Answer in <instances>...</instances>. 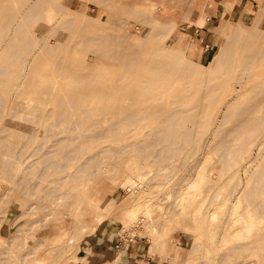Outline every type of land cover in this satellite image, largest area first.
Wrapping results in <instances>:
<instances>
[{"label":"rangeland","instance_id":"rangeland-1","mask_svg":"<svg viewBox=\"0 0 264 264\" xmlns=\"http://www.w3.org/2000/svg\"><path fill=\"white\" fill-rule=\"evenodd\" d=\"M24 1L0 0V264H22L20 260L24 257L25 264H116L117 257L93 261L87 252V239L106 223L123 246L137 238L145 241L144 249L149 252L146 253L150 256L157 253V264L163 261L170 264L165 245L171 236L177 241L172 264H186L190 259L198 264L208 254L209 258L215 257L214 250L213 254L205 251L210 243L207 232V238L205 234L201 237L205 241L200 238L197 250L190 252L195 235L177 229L171 233L169 224L171 215L179 212L185 201L183 196L176 195L178 185L189 181L185 176L191 180L195 173L205 175L197 187L190 188L192 197L206 182H215L223 165L217 160L220 147H215L221 137L207 140L221 102L195 108L191 94L198 91L196 81L200 78L216 82L222 77L225 84H230L234 80L230 77L242 70L249 47L258 46L259 37L264 34V24L252 29L241 27L243 15L253 16L260 5L264 7V0H236L232 8L221 0H211L209 5L221 12L210 19L213 30L202 29V40L194 45L193 55L189 46L194 30L187 25L188 6L193 0H155L158 4L166 2L156 13L160 17L157 20L132 10L142 0H46L48 6H64L44 14L54 16L51 28L33 27L31 44L41 50L33 57L27 53L29 59L23 62L20 57L25 51H16L20 48L19 39L27 33L15 29V41L7 44L3 41L11 33L17 16H11L9 9ZM41 15L42 12L33 10L25 18L45 19ZM170 19H173L171 26L165 24L164 30L163 23ZM222 25L224 29L213 55L202 63L210 32L219 31ZM184 27L189 33L187 38L184 36L187 47H183L182 39L176 38L177 30ZM234 45L240 46L235 53ZM253 76L249 79L253 80ZM149 78L155 83H142ZM19 83L24 85L20 89L14 86ZM184 89L186 97L170 104ZM237 112L235 108L228 112L225 127L235 126L232 119ZM242 125L245 124L238 125V129L234 127L232 132L256 137L259 131L256 126ZM56 131L59 133L50 136ZM66 133L79 136L54 142L56 136ZM168 133L173 143L170 145L173 151L169 153L163 148L170 141L163 137ZM156 141L160 143H153ZM263 145L264 142L258 144L250 156H257ZM76 147L85 151L67 161L64 152ZM101 149L105 151L99 152ZM157 149H161L160 156L154 155ZM17 156L28 157L20 163ZM46 156L51 161L67 162L70 170L88 156L94 157L90 170L98 169L97 173L76 180L78 183L89 177L80 190L81 201L75 214L58 219L66 206L56 204L46 193L50 169L39 161ZM237 157L231 156L230 160L236 162L240 159ZM105 163L112 168L102 171ZM25 164H32V174L20 178ZM126 172L137 182L127 179ZM10 177L12 182L8 181ZM25 179L28 184L38 186L34 190L29 186L21 190ZM218 191L214 186L208 190L209 194ZM112 197L116 199L114 204H110ZM198 197L197 204L208 202L202 193ZM139 200H159L160 211L165 215L159 212L156 216L154 209L152 219L144 222L142 212L133 216L124 212V206ZM101 204L106 207V215L92 229L94 214ZM190 218L180 217L192 225L195 221ZM12 219H16L15 226L10 224ZM159 238L161 245L157 243ZM259 240L256 249L264 259L263 236ZM26 250L25 256L22 252Z\"/></svg>","mask_w":264,"mask_h":264},{"label":"bare ground","instance_id":"bare-ground-1","mask_svg":"<svg viewBox=\"0 0 264 264\" xmlns=\"http://www.w3.org/2000/svg\"><path fill=\"white\" fill-rule=\"evenodd\" d=\"M45 1L46 0H25L19 6L11 7L9 9L11 16H17L12 22L11 33L9 36L4 38L3 42L7 44L15 41V35L13 34L15 29H20L21 32H26L27 36H23V38L19 39L21 42L20 48L16 51H25V53H23L20 57L23 62L29 59L27 53H31V56L33 57V55H36V53H39L41 50L40 46L35 47L31 44L33 37L30 34L34 31L33 27L36 26L37 30H41L47 25H50L51 28V25H53L52 18L54 16L47 14L44 17V14L64 6V4H53L48 6V3ZM210 2L211 0H193L191 5L188 6L190 17L188 18L187 25H203L206 14L205 11ZM220 2L225 6H230L232 8L233 3L236 2V0H221ZM165 3L166 2L163 1L161 4H158L155 0H142L137 3V8L133 7L132 10L140 15L150 18L151 20H157L160 17H158L156 13ZM33 10L42 12L41 16L45 19L29 20L27 17L25 18V14ZM162 20L164 21V19ZM172 21L173 19L165 21L168 23H163V29L165 30L169 24L171 26ZM165 24H167V27ZM257 24H264V7L262 5L258 7L253 16L248 17L246 14L243 15L241 27L245 29L250 27V29H252ZM223 29L224 26L222 25L221 29H218L219 31L210 32V36L205 45L206 47L204 46L205 48L202 53V63L206 62L208 58L213 55L216 49L217 39L222 34ZM188 34L189 33L187 32L186 27H184L183 30H177L176 38L183 40V47H187L188 45V42H186L187 39H184V36L187 38ZM233 48H235L234 53L240 50L239 45H234ZM194 49V45L189 46L191 55H193ZM244 49L245 48H243V50ZM246 57L247 62H243L245 66L242 70L237 72L236 75H232L230 77L231 80L232 78L234 79L230 84H225L224 78L222 77H218L216 82L213 79L207 80L200 78L196 81V83H198V91L191 94L192 97H194L193 106L195 108L207 107L211 102H221L216 123L212 127L210 136H208L207 140L210 138L216 139L217 137H221V139L216 141L215 147H220L217 160L221 161L223 165H220L219 167L215 182H206L203 185L202 190L194 193L192 197L190 195V188L197 187L203 181L202 179H204L205 175L201 172L198 175L195 173L191 180L185 176V178L189 181L187 183L182 181L176 189V195L183 196L185 201L181 205V210L171 215L169 224L171 233L177 229L187 234L195 235V240L193 239L194 241L189 250L190 252L197 250L196 247L201 244L199 243L200 240L202 242L204 239L201 237H203L207 232L210 243L207 244V248L206 245L204 246L206 248L205 251L206 253H210L211 251L213 254L212 250H214L216 256L212 257L210 255L209 258V254L207 253L208 256H205V258L207 257L206 259L204 258V260H199L202 264H264V259L260 258L256 249L258 243L260 242L259 238L261 236L264 238V148L260 149L259 147L257 156L254 158H252L253 156H250L251 151L258 144L264 142V68H259L261 67L259 65L264 66V60H262L264 57V34L260 35L258 46L254 49L249 47V52L246 54ZM184 58L186 61H189L185 56ZM256 67L257 69L255 70ZM258 75L259 77L261 76L260 80L257 79L259 78ZM252 76L254 81L249 79V77L252 78ZM255 76H257V78ZM191 80L193 81L194 79ZM145 82L155 83L152 78L143 79L142 83ZM14 86L20 89L24 85L23 83H19ZM14 86H12V89L15 88ZM185 97L186 91L184 89L181 94H178V98L176 100H171L170 104L175 105V103L181 101ZM234 108L238 110L232 119V121L235 122V126L233 124L232 127H225L224 124L228 119V112ZM241 123L245 124L242 126H251V124L256 126L259 130L256 137H250L246 135L247 133H233L232 129L234 127L238 129V125ZM58 133L59 131H56L50 136H54ZM154 133L156 135V132ZM76 136H79V134L76 133L73 135L66 133L58 135L56 136L54 142L56 143L64 139H72ZM158 136L162 137L163 134H158ZM170 136V133L163 136L170 139L167 145L163 146L167 153L173 151V146H170L173 144L172 137ZM247 137H250L251 139ZM153 143L158 144L160 141ZM210 143H213V141H210ZM262 147H264V145ZM104 149H101L99 152L105 151ZM160 150L161 149L155 150L154 155L160 156ZM84 151V149L76 147L75 149L65 151L64 157L67 161H71ZM46 152H48V149ZM231 156H238L237 158L240 159L235 162L230 160ZM27 157L28 156H17L16 161L24 163ZM48 158V156L40 157L39 161L47 164L50 169L47 183L45 184L46 193L56 204L66 206V211L57 216L59 217L58 219H61L66 214L72 215L77 212V208L79 207L81 201L80 190L82 189L83 184H86V180L89 177L81 178L78 183H76V180L81 176L93 175L97 173L98 169L90 170L94 163L93 156H88L79 162L73 170L67 169V162H63L61 160L51 161ZM7 167L8 166H6V168ZM111 168V164L106 163L101 167L102 171H108ZM23 169L24 171L20 178H27L32 174L33 166L32 164H25ZM241 170L242 174L239 173ZM140 174L141 173H138V176ZM125 175L126 178L132 182H137L136 178L131 176L128 172H126ZM40 178L41 176H38V179ZM8 181L12 182V177H10ZM18 181L19 180H17V182ZM225 182L226 184L224 185ZM28 183L29 181L25 179L21 184V190L25 189L27 186L31 187V190H34V188L38 186L36 183ZM213 186L218 188L219 191L215 194L213 192L209 194L208 190ZM10 189L11 188H9V190ZM5 190L3 191V195H5ZM200 193H202V196L208 197L207 203H196ZM189 197H191V199ZM115 200L116 199L112 197L110 204H114ZM100 206L101 209L94 214V224L91 225L92 229L96 228L106 215V207L104 208L102 204ZM124 208V212H127V214L132 216L137 212H142V219L144 220L146 218L144 222H148L152 219L154 209L156 210V216L159 215V212L162 216L165 215L164 211H160L162 209V202L159 200L150 202L149 200H139L131 205L124 206ZM23 214H27V211H24ZM188 215L192 218L191 222L195 221L192 225L196 223L195 225L192 226L189 221L185 223L183 222L184 219H180L182 216H185V219H189L190 216L188 217ZM15 221L16 219H12L10 224L15 226ZM199 222H202V225L200 224L198 226ZM205 223H208L209 227H212L209 228L208 224L205 227ZM213 224L215 226L214 228ZM160 241L161 239L159 238L157 243L161 245ZM262 248L264 249V247H261V249ZM29 250L31 251V249ZM176 250V238L171 236L166 240L165 245V253L168 260H170L168 263L172 264L173 261H175V256L177 254ZM26 253L27 250L24 253L22 252L25 256ZM202 255L204 256V254ZM22 259L20 261L23 264L26 259L25 257L23 259L24 261H22ZM186 264H196V262L193 261V259H190L187 260Z\"/></svg>","mask_w":264,"mask_h":264},{"label":"crops","instance_id":"crops-1","mask_svg":"<svg viewBox=\"0 0 264 264\" xmlns=\"http://www.w3.org/2000/svg\"><path fill=\"white\" fill-rule=\"evenodd\" d=\"M219 12H221V10L212 8V4H210L208 8V18H205L203 25H188L189 28L191 27L194 30L191 36L192 45L200 44L202 40V29H204V27L208 28L209 31L214 29L213 22H211L210 19ZM111 230V227L107 223L100 225L89 236L87 243L85 242L88 246L87 252H89V257L92 256L93 261L97 259L106 261L113 257H117L118 260L116 264H157L159 262V257L156 256L157 253L151 254L154 257L146 253L147 249H144L145 241L141 238L134 239L129 242L128 245L123 246ZM154 258H156L155 261ZM165 263L167 262L163 261V264Z\"/></svg>","mask_w":264,"mask_h":264}]
</instances>
